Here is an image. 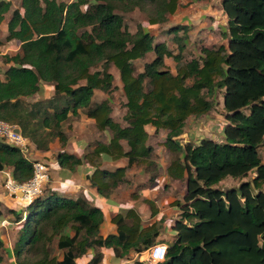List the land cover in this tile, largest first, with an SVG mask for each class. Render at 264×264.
I'll return each mask as SVG.
<instances>
[{
	"label": "trees",
	"instance_id": "1",
	"mask_svg": "<svg viewBox=\"0 0 264 264\" xmlns=\"http://www.w3.org/2000/svg\"><path fill=\"white\" fill-rule=\"evenodd\" d=\"M12 6L9 0L0 1V25ZM178 8V0H21L8 22L6 40H0V47L21 43L20 53L6 57L12 65L0 75V120L19 126L39 150L47 151L51 140L65 143L63 124L70 114L84 110L99 131L112 133L110 142H98L83 159L66 152L57 159L63 170L74 171L86 161L93 165L88 178L104 197L124 182L134 165L158 168L146 127L168 131L163 145L182 156L171 162L168 175L185 181L186 189L183 202L174 201L181 212L176 236L159 264H264V0H221L227 45L204 47L199 58L184 64L166 41H159V33H152L163 30ZM136 9L149 13V31L139 27L131 33L125 25L123 14ZM165 28L184 52L186 37L178 35L183 28ZM149 53L154 59L136 73L134 63ZM167 58L177 63L175 74ZM112 65L126 97L125 126L112 117L108 100H94L96 91H113ZM98 66L102 70L93 72ZM47 87L54 91L48 100L32 105L24 101ZM220 94L225 141L203 137L198 144H183L178 138L188 119L211 113ZM122 158L128 159L127 167L101 169L103 160ZM8 168L19 184L33 176L32 162L1 139L0 172ZM252 172L255 177L238 187H219L226 178L242 180ZM147 202L156 215L154 204ZM104 220L101 209L53 190L35 198L15 221L22 222L14 247L17 264H76L88 249L102 247L123 258L151 249L161 235L157 222L143 225L130 210L114 219L118 233L104 238ZM4 249L0 236V264ZM101 258L97 254L90 264Z\"/></svg>",
	"mask_w": 264,
	"mask_h": 264
},
{
	"label": "crops",
	"instance_id": "2",
	"mask_svg": "<svg viewBox=\"0 0 264 264\" xmlns=\"http://www.w3.org/2000/svg\"><path fill=\"white\" fill-rule=\"evenodd\" d=\"M213 1L214 0H178L179 8L176 14L181 13V15H183L182 10L188 9L190 11H187L186 15L191 17V19L194 18L197 20L201 16L212 14L211 5H213ZM184 5H189V7L187 6V8H184ZM170 21L171 19L169 18V22ZM211 24V27L214 31H216V29L220 27L223 28V31L225 33L227 27L226 15H224L223 19L221 18L220 22ZM170 26L172 25H169V27ZM165 29L166 28L164 27L163 30ZM181 32L182 31L179 32V36H181ZM168 36L174 38L175 35L173 34ZM14 41L19 42L17 40ZM223 44L225 45V41L221 42L219 46ZM18 46V49H20V42ZM151 54L154 55V53H149L147 54V56ZM170 60L172 59H166V64L175 74L176 67L174 69L172 68L171 63L169 62ZM42 94L44 95V90L41 91L38 95L43 96ZM217 103L218 106L216 107V109L211 111V113H209L207 116L199 120L194 117H190L188 119L184 133L178 138L183 144H198L203 137L211 138L213 141L219 143L225 141L222 132L223 126L226 123L224 117L225 110L223 94L219 95ZM71 115L75 116L73 114H70L69 117ZM84 118L87 119L83 120L84 123H87L90 127L87 129L85 128L86 131L84 133H81V135H79L77 139H66L62 147L61 142L57 138L55 144H57L58 149L60 150L59 153L66 152L70 155H75L79 159H83L85 154L92 151L94 146L92 144V146H90V143L94 142V140L98 139L99 142L105 144L110 142L112 133H110L109 130L99 131L93 119H90L88 116H82V119ZM17 127L19 128V126ZM19 130L21 131L20 128ZM146 130L149 134L148 145L154 149V155L157 154L158 156H160L158 159L159 162L157 161L158 166L161 165L160 177L157 174L156 176L154 175L151 177V171L145 169V166L143 167L134 165L132 168L127 169L124 177V182H122L117 188L112 189L108 196L104 197L98 192L97 188H95L91 184V181L88 178L95 171V167L93 165L86 161L83 165L78 166L74 171L63 170L58 163V154L55 162L52 161V165L55 167L56 174V176L53 177L54 186L52 190L57 192L64 198L83 200L88 202L91 206L101 209L104 212L105 220L101 225L100 235L104 238L109 235H116L118 233V227L114 222V219L118 215H125L128 211L134 210L142 219L143 225H150L155 222L158 223V225L161 227V235L158 238L157 243L166 244L168 246V243L175 239L176 233L174 231V226L176 221L180 218L181 214L179 208L174 204V201L180 200L181 197L184 198L186 186L185 181L172 179L168 175V168L171 165V157L174 155L163 145L168 135V131L161 130L159 133H157L156 129L151 125H148L146 127ZM103 134H105L108 138L106 141L99 140V136ZM29 142L31 143V146L36 150L38 157L47 159L52 157V150L54 149V147L51 146L50 150L41 151L32 141L29 140ZM123 145L126 149H128L125 143H123ZM260 155L264 162V147L260 149ZM28 160L32 162L31 159ZM36 160L37 159H33V161ZM127 165L128 159L126 158H122L117 161L103 160L101 162V169L109 172H115L119 168L127 167ZM6 173H10V175H12V169L8 168L0 172V210L2 208L10 209L11 213H13L16 216L15 218L17 219L18 214H22L26 209L28 202L22 200L21 195L13 197L7 193L4 186ZM255 175V172H252L247 178H244L242 180L229 177L223 180L219 184V187L222 189L238 187L241 182L250 181L255 177ZM250 177L251 179L249 180ZM181 181L184 182V187L180 191L179 187H181ZM235 181H239V184L236 186L231 185V183H234ZM147 201H151L154 204V208L157 211L156 215L153 216L150 204ZM0 217H4L2 210ZM1 221L2 222L0 228L1 226H5L6 224L15 223V221L9 222L5 218H1ZM0 236L5 243V249L3 250V264H17V259L14 252L16 235L12 236V238L8 240H5L3 235ZM149 252L150 249L141 253L132 251L129 255L123 258H118L113 248H91L88 249V251L83 256L76 259V264H90L97 254L102 255V258L98 264H149ZM63 253L64 251H60L59 253L60 260H62L63 258ZM147 254L148 257L146 259L145 255Z\"/></svg>",
	"mask_w": 264,
	"mask_h": 264
},
{
	"label": "rangeland",
	"instance_id": "3",
	"mask_svg": "<svg viewBox=\"0 0 264 264\" xmlns=\"http://www.w3.org/2000/svg\"><path fill=\"white\" fill-rule=\"evenodd\" d=\"M9 1L12 2L13 6H12L11 10L5 15L4 22L0 25V40H3V41H5L7 36H8V22L12 18L13 11L21 8V0H9ZM57 1L58 2H65V3L72 2L71 0H57ZM187 6L189 7V5H187ZM187 6H185L184 8H187ZM211 7H212V14H208L206 16H201L197 20L194 18L191 19V17L186 15V12L190 11L188 9L182 10L183 15H181V13H178V14L170 17L171 21L165 25L166 27L169 25H172L175 27L183 28V30H181L182 31L181 36L186 37V45L187 46H186V49L184 50V52H182V53H180L179 46L173 41V37L168 36L169 34L167 33V30H158L157 32L153 30L152 33L155 35L157 33H159L157 38L161 41L165 40L166 42L169 43L170 49H172L174 51V55H179L183 59L182 64H184L185 62L190 61L192 59H197L201 56L202 49L204 47H219L221 42L225 41V45H227V42H228L227 37L224 34L223 28L219 27L218 29H216V31H214L213 28L211 27V25H212L211 23L220 22L221 18L223 19L224 15H225L223 13L222 8H221V0H214L213 5H211ZM123 16H124V23L128 27V29L131 33H136L139 27H143L145 30L149 31V28H150L149 23H148L149 13L147 11H143V10L141 11V10L136 9L134 12L124 13ZM165 26H163V28ZM18 45H19V42L11 41V42H5V44L2 47H0V75L2 78L4 77L6 70L9 69V67L12 65V64H7L5 59L7 56H15L16 54L20 53V49H18L19 48ZM152 59H154L153 54L146 56L143 60L135 62L134 66H135L136 73L143 71L144 65L146 64V62L150 63L152 61ZM167 59H172V58H167ZM169 62L171 63L173 69L177 66V63L173 59L170 60ZM97 70H102V67L98 66L97 68L92 69L93 72L97 71ZM110 73H112L114 75V82H113L114 89H113V91L110 94L105 93L103 91H96V94L94 96V100L96 102H102V101L108 100L110 102V105L113 108L112 117L114 118V120L116 122H119L120 124L125 126V122L123 120V117L126 113V109L124 107V104L126 103V97H125V94L123 91V84L121 82L120 73L113 65L110 67ZM53 94H54L53 89H51L50 87H47V88H44V95L42 94L43 96H40L37 94L33 97L24 99V101L28 105H32L38 101L48 100L49 98H51L53 96ZM79 113L80 114H78V116H72L71 115L69 117V119L63 124L62 130L64 131V133L66 135V139H69V138L70 139H72V138L77 139L78 136L81 135V133H84L86 131L85 128L87 129L90 127L87 123H84V121H83V120H87V119L86 118L82 119V116H87L85 111L80 110ZM217 114H218V112H217ZM107 139L108 138L105 134L99 136V140L106 141ZM56 141H57V139L51 140V142L48 144L50 147L49 150L51 149V146L54 147V149L52 150V152H53L52 157L47 159V158L38 157L36 150L31 146V143L28 140L29 153L27 154V158L31 159V161H33V159H37L36 160L37 162L45 163L49 168L50 179L46 183V185L44 186L42 196L46 195V193H48V192H51L53 189V186H54L53 177L56 176V174H55V167L52 164H53V162H55L56 157L60 151L58 149L57 144H55ZM94 142H95V144H94ZM94 142L90 143V146L96 145L99 141H98V139H96V140H94ZM44 146H45V144H44ZM46 146H47V142H46ZM61 146L63 147L62 143H61ZM41 151H43V150H41ZM159 157L160 156L155 154L153 157V160L157 162ZM179 158H181V155H173L171 157V162L174 159H179ZM36 161H33V162H36ZM157 167L158 168L154 169V171L151 170V168H150L151 173H152L151 177L156 175V174L160 177L161 165H159ZM145 169H146V167H145ZM250 179H251V177L249 178V180ZM238 184H239V181L238 182L235 181L234 183H231V185H233V186H236ZM180 186L181 187H179V188L181 191L184 187V182H182L180 184ZM13 197H16V196H13ZM179 201L183 202V198L181 197ZM1 210L3 211L4 217H0V225L2 222L1 218H5L9 222L16 221V220H14V219H16L15 218L16 216L13 213H11L10 209L2 208ZM1 210H0V212H1ZM21 225H22V222L11 223V224H6L5 226H1L0 235H3L5 240H8V239L12 238V236L16 235V240H17ZM14 230H16V231H14ZM17 230H18V232H17ZM13 231H14V233H13ZM56 253H58V252L56 251ZM2 255H3V252H2ZM145 257L147 259L148 254L145 255Z\"/></svg>",
	"mask_w": 264,
	"mask_h": 264
},
{
	"label": "built area",
	"instance_id": "4",
	"mask_svg": "<svg viewBox=\"0 0 264 264\" xmlns=\"http://www.w3.org/2000/svg\"><path fill=\"white\" fill-rule=\"evenodd\" d=\"M0 139L6 140L8 144L18 148L27 158V154L29 153L28 139L17 126L0 120ZM32 164L33 176L28 182L19 184L13 179L10 173H6V180L4 183L5 189L9 195H21V199L28 203L42 196L44 186L50 179L49 168L45 163L32 161ZM167 252L168 246L166 244H155L150 249L148 263L159 264L165 261Z\"/></svg>",
	"mask_w": 264,
	"mask_h": 264
}]
</instances>
